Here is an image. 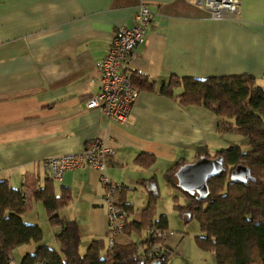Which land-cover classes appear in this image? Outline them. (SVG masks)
<instances>
[{
  "label": "crops",
  "instance_id": "1",
  "mask_svg": "<svg viewBox=\"0 0 264 264\" xmlns=\"http://www.w3.org/2000/svg\"><path fill=\"white\" fill-rule=\"evenodd\" d=\"M238 1L235 16L213 19L194 0H0V197L3 186L20 188L27 176L43 187L50 179L43 166L46 158L81 153L88 143L102 139L115 151L104 170L121 186L115 201L131 205L127 220L138 221L149 194L158 192L160 175L165 181L174 163L195 162L199 147L213 155L235 144L216 133L218 118L210 111L182 108L158 94L139 92L126 124L109 121L85 104L99 91L97 65L114 31L132 28L141 4L152 20L144 43L135 47L122 72L143 74L156 89L172 75L203 79L248 74L262 84L264 0ZM142 153L154 156L147 169L134 164ZM52 186L56 195L63 186L72 193L59 214L78 226L82 250L93 240L107 241L100 173L83 166L66 171ZM133 191L146 195H140L137 210ZM37 203L22 220L43 232L49 225L36 221L45 214ZM51 232L56 249L59 229ZM145 237L134 233L119 241Z\"/></svg>",
  "mask_w": 264,
  "mask_h": 264
},
{
  "label": "trees",
  "instance_id": "2",
  "mask_svg": "<svg viewBox=\"0 0 264 264\" xmlns=\"http://www.w3.org/2000/svg\"><path fill=\"white\" fill-rule=\"evenodd\" d=\"M128 76L131 87L138 92L158 94L182 108L202 107L210 111L218 118L217 134L234 133L247 139L245 151L237 145L217 150L213 155L206 147L197 149L194 161L201 157L223 161L222 171L207 181L204 199L178 188L174 172L180 161L166 171L164 179L186 197L185 205L176 203L174 197V209L184 224L197 221L200 235L195 238L196 247L201 252L212 253L214 264H264V90L257 80L248 74L203 79L172 75L156 89L143 74ZM153 163L152 154L142 153L134 160V164L144 169ZM238 166L248 168L252 180L231 182L229 172ZM52 181L50 178L39 187L36 179L27 176L20 188L3 186L0 264H10L13 250L30 243L36 245L33 252L26 253L19 264H167L172 251L164 245L165 238L148 233L149 228L165 232L169 227L166 215L154 216L158 192L149 194L138 221L127 220L133 213L131 205H118L125 213L123 237L146 233L143 241L120 242L119 236L108 246L105 240H93L80 255L78 226L59 214L72 201V193L63 186L58 195L54 194ZM33 202L42 204L48 225L59 229L54 235L59 252L42 243L39 225L22 220ZM152 247H157L158 252L148 255Z\"/></svg>",
  "mask_w": 264,
  "mask_h": 264
},
{
  "label": "built area",
  "instance_id": "3",
  "mask_svg": "<svg viewBox=\"0 0 264 264\" xmlns=\"http://www.w3.org/2000/svg\"><path fill=\"white\" fill-rule=\"evenodd\" d=\"M196 6L207 9L213 19L235 16L238 11V0H194ZM152 14L144 4L138 6L135 25L132 28H117L112 36L106 56L98 63L99 91L85 104L86 109L98 110L106 119L126 124L132 105L139 92L131 87L129 76L121 68L131 58L136 46L144 43L146 31L151 23ZM114 148L102 139L88 143L81 153L67 154L46 158L43 166L53 181L61 180L66 171L87 166L100 173V184L103 188L102 202L105 208L107 224V244L111 246L116 237L122 235L125 224V213L115 201L116 193L121 189L105 175L106 159L113 156ZM148 233L155 238H165V233L153 228ZM158 252L152 247L148 255Z\"/></svg>",
  "mask_w": 264,
  "mask_h": 264
},
{
  "label": "rangeland",
  "instance_id": "4",
  "mask_svg": "<svg viewBox=\"0 0 264 264\" xmlns=\"http://www.w3.org/2000/svg\"><path fill=\"white\" fill-rule=\"evenodd\" d=\"M258 86L264 90V82L262 84L258 83ZM225 138H232V140L236 141L233 145H237L244 151L248 149L247 139L238 134L232 133L226 135ZM158 183L159 198L155 206L154 216L156 217L161 214H165L168 219L169 227L165 233V243L166 245H168L172 252L170 253L167 264H214L212 253L201 252L196 247L195 238L200 235L197 221L193 219L187 224H184L182 219L174 209V197H177L175 201L179 205H185L187 201L186 197L182 193L174 189L172 186L166 184L161 175L159 177ZM133 193H135L136 196L134 207L136 208L135 210H137L142 207L141 204L137 202L138 200H140V195H146L145 191H143V193H141V191H133ZM37 204L39 208H42L40 207V203ZM37 218L38 220L36 221H38V223H40L41 220H46L45 214L40 215ZM46 228L47 229L43 231L44 236L42 239V243L45 244L49 240L51 243L49 244L50 246H47L51 247L53 246L51 232L52 228H50L49 226H47ZM35 246L36 245L34 243H30L15 248L12 253L10 264H19L21 258L26 253L33 252V247ZM87 246L85 247L87 248ZM54 247L56 248L55 250L59 252V247L56 242L54 244ZM86 248L82 250L81 245L79 246L80 255H83L85 253Z\"/></svg>",
  "mask_w": 264,
  "mask_h": 264
},
{
  "label": "water",
  "instance_id": "5",
  "mask_svg": "<svg viewBox=\"0 0 264 264\" xmlns=\"http://www.w3.org/2000/svg\"><path fill=\"white\" fill-rule=\"evenodd\" d=\"M223 169L221 158L209 159L201 157L197 161L185 164L177 169L175 177L177 186L182 191L204 199L207 195V181L217 176ZM231 182L247 183L252 180L248 168L238 166L229 172ZM154 264H159L155 262Z\"/></svg>",
  "mask_w": 264,
  "mask_h": 264
}]
</instances>
